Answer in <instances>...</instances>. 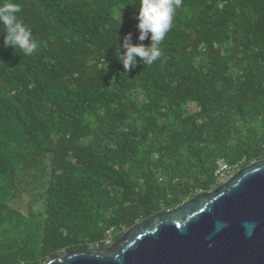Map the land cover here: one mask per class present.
<instances>
[{"label":"trees","instance_id":"16d2710c","mask_svg":"<svg viewBox=\"0 0 264 264\" xmlns=\"http://www.w3.org/2000/svg\"><path fill=\"white\" fill-rule=\"evenodd\" d=\"M9 2L39 48L0 33V264L103 247L219 185V159L264 158V0H182L128 72L138 0Z\"/></svg>","mask_w":264,"mask_h":264},{"label":"water","instance_id":"95a60500","mask_svg":"<svg viewBox=\"0 0 264 264\" xmlns=\"http://www.w3.org/2000/svg\"><path fill=\"white\" fill-rule=\"evenodd\" d=\"M44 264H264V158L103 247L72 249Z\"/></svg>","mask_w":264,"mask_h":264},{"label":"clouds","instance_id":"9594fccd","mask_svg":"<svg viewBox=\"0 0 264 264\" xmlns=\"http://www.w3.org/2000/svg\"><path fill=\"white\" fill-rule=\"evenodd\" d=\"M182 0H138L136 14L137 41L132 43V34L123 37L121 43L116 44L118 55L116 58L122 64L125 72L130 71L141 61L145 66L152 65L162 56L161 45L166 34L173 27L176 9ZM21 12L19 4L9 2L0 6V25H3V45L11 46L28 57L38 51L39 42L34 38L31 29L18 15ZM148 39L146 46L142 42ZM121 49L123 51L121 52ZM220 184V183H219Z\"/></svg>","mask_w":264,"mask_h":264},{"label":"built area","instance_id":"2783aa9c","mask_svg":"<svg viewBox=\"0 0 264 264\" xmlns=\"http://www.w3.org/2000/svg\"><path fill=\"white\" fill-rule=\"evenodd\" d=\"M244 163L243 159L228 163L223 159H219L217 161V168L215 170V179L217 183H221L234 173H236L239 169H241L242 164ZM97 247V246H95Z\"/></svg>","mask_w":264,"mask_h":264},{"label":"rangeland","instance_id":"374dc122","mask_svg":"<svg viewBox=\"0 0 264 264\" xmlns=\"http://www.w3.org/2000/svg\"><path fill=\"white\" fill-rule=\"evenodd\" d=\"M189 108H190L191 110H193V109L195 108V106H194L193 104H190V105H189Z\"/></svg>","mask_w":264,"mask_h":264}]
</instances>
